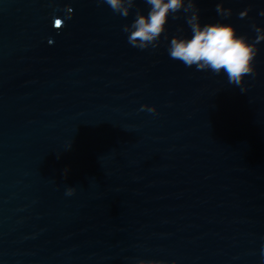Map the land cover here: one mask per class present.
<instances>
[{
    "label": "water",
    "instance_id": "95a60500",
    "mask_svg": "<svg viewBox=\"0 0 264 264\" xmlns=\"http://www.w3.org/2000/svg\"><path fill=\"white\" fill-rule=\"evenodd\" d=\"M194 3L202 26L264 30V0ZM137 11L0 0V264H264V41L241 92L170 58L183 10L131 46Z\"/></svg>",
    "mask_w": 264,
    "mask_h": 264
},
{
    "label": "clouds",
    "instance_id": "9594fccd",
    "mask_svg": "<svg viewBox=\"0 0 264 264\" xmlns=\"http://www.w3.org/2000/svg\"><path fill=\"white\" fill-rule=\"evenodd\" d=\"M106 3L113 12L123 17L129 15L135 0H97ZM150 5L147 15L136 12V17L131 25H124L123 31L128 33V43L141 50L158 47L161 35L166 30L169 16L177 18L176 13L183 10L187 16L192 35L191 38L173 37L170 41L168 52L170 58L181 61L186 67L195 66L198 71L210 70L219 75L225 73L230 84L243 87L244 77L254 73V60L258 49L256 45L264 41V30L255 28L257 33L254 42H249L245 36L237 35V30L232 24L227 23H200L199 10L195 7L194 0H145ZM67 19L71 18L72 9H66ZM216 12L222 17H229L231 9H225L222 3L216 6ZM241 17L247 15V10L239 13ZM52 26L57 31L65 26V20L54 16ZM155 112V107L148 108ZM67 173V169H65ZM75 189L68 188L66 194L72 195ZM138 264H165L163 261L140 260Z\"/></svg>",
    "mask_w": 264,
    "mask_h": 264
}]
</instances>
